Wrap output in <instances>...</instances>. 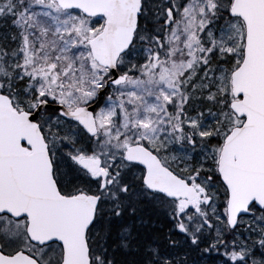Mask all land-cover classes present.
Segmentation results:
<instances>
[{
  "label": "snow or ice",
  "instance_id": "1",
  "mask_svg": "<svg viewBox=\"0 0 264 264\" xmlns=\"http://www.w3.org/2000/svg\"><path fill=\"white\" fill-rule=\"evenodd\" d=\"M0 264H264V0H0Z\"/></svg>",
  "mask_w": 264,
  "mask_h": 264
}]
</instances>
